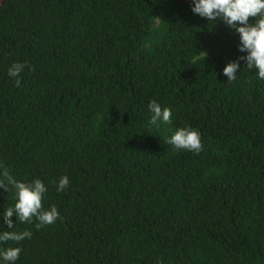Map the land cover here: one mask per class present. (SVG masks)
Wrapping results in <instances>:
<instances>
[{"label":"trees","instance_id":"16d2710c","mask_svg":"<svg viewBox=\"0 0 264 264\" xmlns=\"http://www.w3.org/2000/svg\"><path fill=\"white\" fill-rule=\"evenodd\" d=\"M239 43L192 0H0V165L61 213L0 219L32 233L0 247L16 264H264V80L244 61L223 75ZM151 101L171 125H149ZM184 126L199 153L166 143ZM14 203L0 188V216Z\"/></svg>","mask_w":264,"mask_h":264},{"label":"clouds","instance_id":"9594fccd","mask_svg":"<svg viewBox=\"0 0 264 264\" xmlns=\"http://www.w3.org/2000/svg\"><path fill=\"white\" fill-rule=\"evenodd\" d=\"M192 12L209 22L222 21L238 33L240 41L238 50L244 55L229 61L223 68V75L229 82L238 78L241 61L245 62L249 70H256L259 80H264V0H192ZM25 67V63L16 62L7 70L8 76L13 78L17 87L21 85L20 77ZM148 111L151 114L148 120L150 126L172 124L171 108L162 107L158 102L151 101L148 104ZM166 143L177 151L199 153L203 148L201 133L191 126L172 130L171 135L166 138ZM69 184V177L62 176L56 183V191L67 190ZM9 187L15 203L4 209L0 216L8 229H14L16 223L30 224L33 220L37 221L36 227L40 228L54 224L60 218L61 213L55 205L44 207L48 187L43 180L39 178L31 181L18 180L7 168L0 165V188L8 192ZM13 215L17 218L15 222L12 219ZM31 236L32 233L28 230L0 232V245L8 241L18 244L20 241L30 239ZM22 250L19 246L0 247V264H16Z\"/></svg>","mask_w":264,"mask_h":264}]
</instances>
